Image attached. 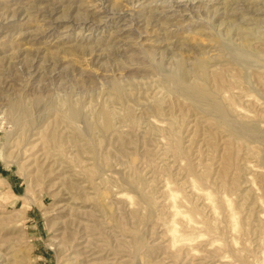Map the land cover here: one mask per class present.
Instances as JSON below:
<instances>
[{
    "label": "rangeland",
    "instance_id": "rangeland-1",
    "mask_svg": "<svg viewBox=\"0 0 264 264\" xmlns=\"http://www.w3.org/2000/svg\"><path fill=\"white\" fill-rule=\"evenodd\" d=\"M0 264H264V0H0Z\"/></svg>",
    "mask_w": 264,
    "mask_h": 264
},
{
    "label": "bare ground",
    "instance_id": "bare-ground-1",
    "mask_svg": "<svg viewBox=\"0 0 264 264\" xmlns=\"http://www.w3.org/2000/svg\"><path fill=\"white\" fill-rule=\"evenodd\" d=\"M240 59V58H239ZM235 60V59H234ZM204 66H205V64L203 63V62H200L197 66H196V68L195 69H203L204 68ZM186 68V67H185ZM185 68H184V66L181 64V65H178V67H177V73L175 74V79H180V78H186L185 76H186V71H185ZM196 71V70H195ZM194 71V72H195ZM198 71V70H197ZM184 81H186V79L184 80ZM114 87V86H113ZM186 92H192V90H190V89H186L185 90ZM202 99V98H201ZM211 112V111H210ZM76 113V111L74 112L73 111V114H75ZM72 116H74V115H72ZM75 116H76V114H75Z\"/></svg>",
    "mask_w": 264,
    "mask_h": 264
}]
</instances>
